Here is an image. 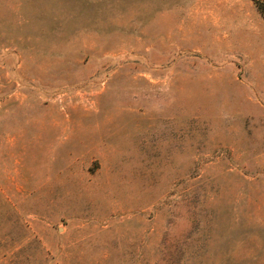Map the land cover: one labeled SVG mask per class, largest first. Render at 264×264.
<instances>
[{
    "label": "rangeland",
    "instance_id": "obj_1",
    "mask_svg": "<svg viewBox=\"0 0 264 264\" xmlns=\"http://www.w3.org/2000/svg\"><path fill=\"white\" fill-rule=\"evenodd\" d=\"M0 264H264L254 0H0Z\"/></svg>",
    "mask_w": 264,
    "mask_h": 264
},
{
    "label": "trees",
    "instance_id": "obj_2",
    "mask_svg": "<svg viewBox=\"0 0 264 264\" xmlns=\"http://www.w3.org/2000/svg\"><path fill=\"white\" fill-rule=\"evenodd\" d=\"M258 6V8L261 10V12L264 14V5L262 3H259L260 0H254Z\"/></svg>",
    "mask_w": 264,
    "mask_h": 264
}]
</instances>
